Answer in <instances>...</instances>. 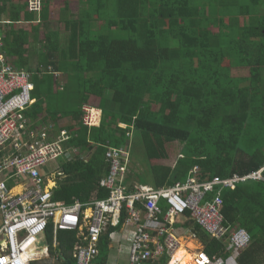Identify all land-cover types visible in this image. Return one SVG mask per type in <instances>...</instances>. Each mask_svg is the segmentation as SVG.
Masks as SVG:
<instances>
[{
  "label": "trees",
  "instance_id": "16d2710c",
  "mask_svg": "<svg viewBox=\"0 0 264 264\" xmlns=\"http://www.w3.org/2000/svg\"><path fill=\"white\" fill-rule=\"evenodd\" d=\"M55 3L69 38L51 34L44 70H27L36 100L27 117L35 125L55 123L56 139L64 118L79 121L66 129L68 144L80 154L63 163L56 200L88 203L97 191L107 198L100 181L109 172V147L128 149L126 182L157 189L185 182L195 166L202 181L264 167V0ZM53 4L43 0L41 13L28 16V0H2L0 14L11 24L26 17L47 27ZM4 33L7 59L26 71L29 33L13 25ZM60 72L69 81L56 91ZM94 99L103 118L90 129L80 121ZM44 109L50 116L43 122ZM223 197L226 224L247 228L252 237L238 264H264V181L248 180ZM194 228L206 256L227 253L224 241ZM60 236L70 259L76 235Z\"/></svg>",
  "mask_w": 264,
  "mask_h": 264
},
{
  "label": "built area",
  "instance_id": "2783aa9c",
  "mask_svg": "<svg viewBox=\"0 0 264 264\" xmlns=\"http://www.w3.org/2000/svg\"><path fill=\"white\" fill-rule=\"evenodd\" d=\"M42 6L43 0H28L31 14H40ZM34 90L32 74L7 59L0 34V264H102L107 235L120 253V243L129 240L126 264H162L164 258L174 264L188 241L199 243L194 226L224 241L227 252L238 258L250 247L247 228L226 224L223 193L238 190L248 180L264 181V167L246 176L202 181L201 168L195 166L185 182L157 189L126 182L128 149L109 147V173L100 181L108 197L72 204L56 200L57 186H51L44 169L65 155L72 160L80 153L68 144L66 130L56 139L53 125L41 132L33 127L27 112L36 102ZM82 111L83 126L101 125L98 106L86 104ZM54 175L62 176V169ZM61 233L76 235L70 259L60 249Z\"/></svg>",
  "mask_w": 264,
  "mask_h": 264
},
{
  "label": "crops",
  "instance_id": "0c3cea01",
  "mask_svg": "<svg viewBox=\"0 0 264 264\" xmlns=\"http://www.w3.org/2000/svg\"><path fill=\"white\" fill-rule=\"evenodd\" d=\"M25 1H27V0H25ZM47 1L48 0H44V2H47ZM1 5H2V0H0V6ZM29 14L30 13L28 12V7H26V15L29 16ZM61 14H62V11L60 10V7H57V3H55V0H54L53 6L51 7L50 21L47 24V27H39V25L41 23L40 20L38 22H27L26 17H23L22 20L16 24H11L8 21L5 14H0V34L3 37L5 34L4 33L5 29L10 25L15 26V28L18 30L23 29L24 31H27L29 33V37H28L29 43L26 46L28 49V52H26L23 56V59L28 60V62L26 63V65H27L26 71L28 70V71L35 74L38 71V69L44 70V68H45L44 64L47 63V62H45V56H47L49 54L47 51V39L51 36V34H54V35L59 34L60 36H62L63 40H67V38H69L68 32H66V31L61 32V27H62ZM36 28L38 30H35ZM13 61H15V58H12V62ZM22 69H24V68L22 67ZM56 77H57L58 81H60L58 84L56 83L55 90L57 91L59 88H61L60 85L65 84L66 82L69 81V76H68V74L60 72V73H56ZM41 79H42V74H38V80H41ZM91 104L97 105L96 100L94 99L91 102ZM49 111L50 110H48V109H44L41 112V117H40L41 121L44 122V120L47 119L48 116H50ZM77 122H79V121H76L73 118H64L63 121L61 122L60 126L65 128L63 130H66L67 127L72 126V125L76 124ZM80 123H81V121H80ZM33 125H34L33 127H36L38 130L39 129L42 130L43 128L48 127L47 125L43 126V124L35 125V122L33 123ZM51 125L54 126L53 130H55V128H56L55 123L52 122ZM122 125H124V124H122ZM120 126H121V124H120ZM84 157H87V153H85ZM61 169H62L61 165L57 166V171H59ZM45 170H48V168H45L44 171ZM61 177L62 176L57 175L53 179L50 178L51 179L50 180L51 186H57V188H58V181H59V179H61ZM104 177H106V176H104ZM141 185H142V183H141ZM146 186H149V185H146ZM56 189H55V191H56ZM93 196L94 197L90 201H93V200L98 198V191L95 192L93 194ZM76 200H78V199H76ZM185 226H188V224H186ZM104 237L105 238L103 240V243H105L104 246H106V248L104 251H102V254H101L102 264H106V263H108V264H126L127 263V261H126V258H127L126 250H127L129 240L128 241L125 240V241H122L120 243L123 245V252L120 253L117 250V246H118L117 243L116 242L113 243L110 240L109 235L104 236ZM108 242H110L109 247H108ZM61 243H62V241H61ZM197 244H198V246H197ZM183 249H185L187 251V253L191 256L192 261L189 264H238L239 258L237 256H235L234 254L228 253V252L223 256H219V257H215V258L210 259L208 256L205 255L204 246H203L201 241H199V243L195 240L188 241L183 246ZM179 252L177 253L176 257L178 256ZM202 255H204V258H202ZM176 257H175V259H176ZM198 258L201 260L200 263L197 261ZM165 260H167V261L165 262ZM170 262H171V258H164L162 261V264H169ZM178 264H183L182 260L178 261Z\"/></svg>",
  "mask_w": 264,
  "mask_h": 264
},
{
  "label": "rangeland",
  "instance_id": "374dc122",
  "mask_svg": "<svg viewBox=\"0 0 264 264\" xmlns=\"http://www.w3.org/2000/svg\"><path fill=\"white\" fill-rule=\"evenodd\" d=\"M227 61H229V60H227ZM229 63V62H228ZM69 157L70 156H68V155H65V156H63V158L62 159H60V160H58V161H53L52 163H50L49 165H48V170H45L44 172V174H45V176H47L48 178H54L55 177V175H54V173H56L57 172V166H59V165H61L62 166V164L65 162V161H67V160H69ZM35 264H42V263H35Z\"/></svg>",
  "mask_w": 264,
  "mask_h": 264
},
{
  "label": "bare ground",
  "instance_id": "6f19581e",
  "mask_svg": "<svg viewBox=\"0 0 264 264\" xmlns=\"http://www.w3.org/2000/svg\"><path fill=\"white\" fill-rule=\"evenodd\" d=\"M192 243V242H191ZM198 246V244H197ZM192 247V246H191ZM190 252V251H189ZM193 257V256H192ZM183 262V264H189L191 263L192 259L191 256L187 253V251L185 249H181L178 256L175 259V263L174 264H178V261Z\"/></svg>",
  "mask_w": 264,
  "mask_h": 264
},
{
  "label": "clouds",
  "instance_id": "9594fccd",
  "mask_svg": "<svg viewBox=\"0 0 264 264\" xmlns=\"http://www.w3.org/2000/svg\"><path fill=\"white\" fill-rule=\"evenodd\" d=\"M252 238V237H251ZM61 249V248H60ZM247 250V249H246Z\"/></svg>",
  "mask_w": 264,
  "mask_h": 264
},
{
  "label": "water",
  "instance_id": "95a60500",
  "mask_svg": "<svg viewBox=\"0 0 264 264\" xmlns=\"http://www.w3.org/2000/svg\"><path fill=\"white\" fill-rule=\"evenodd\" d=\"M70 264V263H69Z\"/></svg>",
  "mask_w": 264,
  "mask_h": 264
}]
</instances>
